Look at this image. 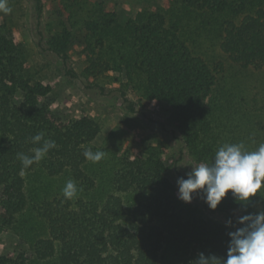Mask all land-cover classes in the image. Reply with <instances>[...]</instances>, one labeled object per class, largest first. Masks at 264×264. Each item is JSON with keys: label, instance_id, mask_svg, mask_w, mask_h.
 Segmentation results:
<instances>
[{"label": "trees", "instance_id": "obj_1", "mask_svg": "<svg viewBox=\"0 0 264 264\" xmlns=\"http://www.w3.org/2000/svg\"><path fill=\"white\" fill-rule=\"evenodd\" d=\"M29 1L42 28L44 2ZM61 2L78 16H60L61 30L48 36L39 29L40 44L70 78L79 77L69 66L77 51L92 87L106 93V83H119L130 113L138 112V101L164 104L163 131L179 143L175 165L187 156L211 163L225 143L243 142L248 150L264 143V0H162L135 16H121L104 0ZM5 28L0 25V235L14 237L21 249L0 254V264L226 258L228 232L235 230L227 221L235 226L238 216L264 209V200L254 198L247 212L231 193L215 211L202 194L182 202L167 175L172 156L164 139L135 155L95 146L99 123L87 115L65 120L46 104L50 87L37 78L26 43ZM244 72L261 74V90L242 88ZM40 132L57 147L22 173L17 154L31 155L37 146L31 137ZM87 148L106 155L94 164L83 155ZM68 180L80 189L71 200L62 192Z\"/></svg>", "mask_w": 264, "mask_h": 264}, {"label": "rangeland", "instance_id": "obj_2", "mask_svg": "<svg viewBox=\"0 0 264 264\" xmlns=\"http://www.w3.org/2000/svg\"><path fill=\"white\" fill-rule=\"evenodd\" d=\"M98 1L103 2V0ZM104 1L110 10H116L121 16L127 13L135 16L142 8L162 0ZM43 2L42 28L37 27L36 20L32 16L33 4L29 0H8L12 12L7 15L0 13V25H5L6 34L21 38L26 43L34 69L39 73L37 78L51 89L46 104L65 120H73L85 115L94 118L101 127V132L94 141L97 147H120L135 155L154 143L156 139L168 141L172 158L166 162L167 175L177 186L179 177L175 169H181L187 176L192 166L196 164L192 163L188 156L177 165L174 164L179 156V143L170 137L168 140L167 133L165 134L161 125L169 115L167 107L162 103H148L144 100L138 101L137 113H130L123 106L122 98L117 91L120 88L119 83H106V93L91 86L94 80L84 75L86 64L77 51L70 53L69 66L79 74V77L67 76L60 59L46 50L45 42L40 44L39 29H42L46 36L56 33L62 28L59 22L60 16L66 19L69 13L75 16L77 14L74 13L73 5L67 8L68 5L62 4L61 0H43ZM110 75L123 79L119 73L112 72ZM239 77L244 90L248 87H256L255 92L257 89L261 90V74L255 73L253 77L250 72H244ZM130 97L135 99L133 93H130ZM19 245V241L9 234L0 235V254L18 253L21 249Z\"/></svg>", "mask_w": 264, "mask_h": 264}, {"label": "clouds", "instance_id": "obj_3", "mask_svg": "<svg viewBox=\"0 0 264 264\" xmlns=\"http://www.w3.org/2000/svg\"><path fill=\"white\" fill-rule=\"evenodd\" d=\"M12 12L8 0H0V13ZM36 147L31 155L18 153L22 173L34 164L41 162L50 150L57 147L54 140L46 139L43 132L31 137ZM83 155L87 161L99 163L105 152L87 148ZM178 199L191 204L194 196L202 194L208 207L215 211L231 193L234 201L247 212L253 199L264 200V143L255 150H248L243 142L225 143L216 151L211 163H198L192 166L187 178L177 180ZM80 189L73 180H68L62 189L65 198L78 196ZM227 226L230 242L226 258L199 253L193 264H264V209L255 213L238 216L235 226L229 219Z\"/></svg>", "mask_w": 264, "mask_h": 264}]
</instances>
